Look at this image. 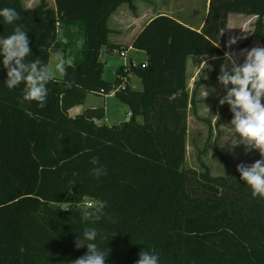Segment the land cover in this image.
<instances>
[{
    "label": "trees",
    "instance_id": "1",
    "mask_svg": "<svg viewBox=\"0 0 264 264\" xmlns=\"http://www.w3.org/2000/svg\"><path fill=\"white\" fill-rule=\"evenodd\" d=\"M54 1L26 8L23 0H0L29 32L28 62L49 64L53 52L68 58L67 75L48 83L43 108L20 102L23 85L9 90L0 64V264H70L87 251L74 244L85 227L110 249L105 264H135L143 248L158 253L159 264H264V199L226 161L218 176L205 163L202 172L185 165L188 57L223 55L232 13L258 17L251 37L264 46V0H210L200 30L157 15L131 46L110 41L109 22L124 4L135 12V0ZM12 30L0 18V37ZM131 47L146 61L106 79L102 54ZM130 72L142 89L121 87ZM116 88L130 119L97 124L106 109L87 107L88 95ZM77 106L85 109L71 116ZM100 166L106 174L97 177ZM86 199L105 203L99 220L82 221Z\"/></svg>",
    "mask_w": 264,
    "mask_h": 264
},
{
    "label": "clouds",
    "instance_id": "2",
    "mask_svg": "<svg viewBox=\"0 0 264 264\" xmlns=\"http://www.w3.org/2000/svg\"><path fill=\"white\" fill-rule=\"evenodd\" d=\"M0 18L2 23L13 26L11 34L0 37V57L3 58L0 64L7 72L3 83L9 90L23 85L20 102H37L38 106L43 108L47 102L48 83L56 78V73L66 76L68 64L59 54L54 69L47 63H42L40 59L28 62L27 57L32 54V49L29 32L23 24L18 23L22 19L20 13L15 8L4 7L0 9ZM243 38L246 37L230 38L228 46L231 47L238 39ZM64 39L66 41V38ZM83 43V40L79 41L80 45ZM241 57L243 62H240ZM217 81L225 90V94L219 98V105L229 106L232 114L229 125L235 133V140L227 145V149L232 152L242 145L245 153L259 151L260 159L251 164H238L237 172L240 179L251 188L252 196L264 199V46L243 49L239 54L225 52ZM71 84L69 81L68 86ZM211 91L215 92V89ZM208 94L209 91L206 96ZM215 118L220 120L218 113ZM90 163L98 165L99 158L93 157ZM92 171L97 177L106 174L102 166L94 167ZM105 206V203L101 202L96 207L84 208L81 212L82 221L99 220ZM98 235L100 234L95 228H84L74 244L77 249L86 247L87 251L70 264H105L110 249H101L98 246ZM114 235L115 233L112 237ZM135 264H159V254L143 248Z\"/></svg>",
    "mask_w": 264,
    "mask_h": 264
},
{
    "label": "rangeland",
    "instance_id": "3",
    "mask_svg": "<svg viewBox=\"0 0 264 264\" xmlns=\"http://www.w3.org/2000/svg\"><path fill=\"white\" fill-rule=\"evenodd\" d=\"M46 1L49 5L51 4L50 0ZM139 1L141 4L144 2H147V5L149 4L148 0ZM40 2L41 0H24L23 5L26 7H35L40 4ZM154 3L155 2H151L153 6H156ZM182 3H184L182 0H157V4L160 7L157 12H168L167 9L171 7L172 11H175L173 14H177L178 11L176 9L180 8ZM52 4L55 6V2ZM164 7L167 9H164ZM199 7V14L202 17L204 12L203 2L200 3ZM126 8L127 5L121 7L120 10ZM229 17L228 24H230V33H228V36H230V38H246L238 39L237 43L231 45V47L228 46L227 42L224 51L239 54L243 49H250L257 45L262 46L259 37H251L258 17L237 13H232ZM195 23L198 25V22ZM78 39H81L80 35ZM111 39L113 41H118L114 35L111 36ZM57 54L63 56L66 62L68 61V58L65 57L66 53H51L48 65L53 69L57 63ZM102 55V59L105 63V78L109 81H114L117 78L118 68L121 65H127L130 59H133L136 65H141V63L146 61L145 52L137 49L129 50L126 57L121 56L119 50H114L112 53L104 52ZM240 62H243V57L240 58ZM119 74L123 77L122 72ZM217 74L218 73H213L214 80L206 87V91H209V94L206 96L207 93L204 95L196 93V95L194 94L193 96V101L190 102L188 108L187 153L185 163L187 169L197 172L203 171L202 163H205L214 176L226 174L224 168L225 161L228 162L231 167H236L240 163L251 164L261 158L258 150L245 153L242 145L236 147L232 152L228 151L227 145L235 140V133L229 125L232 119L229 106L227 104L223 106L219 105V98L225 94V90L222 94L220 93L219 83L217 84L216 81ZM56 77L62 79L64 75L56 73ZM128 77L131 80H125L124 83H122L123 85L129 84L134 88L142 89L143 85L139 77L131 72ZM122 80L123 78H121V81ZM211 89H215V92L211 91ZM87 105L91 107H104L106 109L107 114L105 117L107 120L103 118L102 124H107L109 126L120 125L130 118L129 107L114 94H109L107 96L89 94L87 97ZM217 113L220 116L219 121L215 118ZM70 115L76 116L77 114L72 110ZM139 120L141 121V119ZM224 145L225 147H223ZM82 206H84V204H82Z\"/></svg>",
    "mask_w": 264,
    "mask_h": 264
},
{
    "label": "crops",
    "instance_id": "4",
    "mask_svg": "<svg viewBox=\"0 0 264 264\" xmlns=\"http://www.w3.org/2000/svg\"><path fill=\"white\" fill-rule=\"evenodd\" d=\"M24 1V0H23ZM184 3L180 6V8H177L176 10L178 13L173 14L175 11L171 9H167L164 7V9H167L168 12H157V10L160 8L157 4V0H148L147 2H144L143 4L140 3L139 0H135L136 5V11L133 12L127 4L122 5L121 7H124L127 5L126 9H119L112 15L109 25L112 29V32L110 33V41L116 44H123V45H129L131 46L136 36L139 34V32L143 29V27L155 16L160 14H166L169 16H172L179 20L180 22L194 28L200 30L206 19L208 14V8H209V1L210 0H182ZM186 1V2H185ZM54 0H50V6L55 7ZM151 2H155L153 6ZM203 2L204 4V12L202 17L200 16V3ZM23 3V2H22ZM165 6V5H164ZM26 7V6H25ZM26 8H30V6H27ZM231 15V14H230ZM244 15V14H241ZM257 17L255 15H248ZM230 18V17H229ZM195 22H198V25H196ZM228 33H230V24H228ZM116 36L118 41H113L111 39V36ZM228 39H230V36H228ZM261 41V39H260ZM262 44V41L260 42ZM263 46V44H262ZM134 48H130L129 50H132ZM128 50V51H129ZM127 51V52H128ZM227 51H224V53ZM103 55L101 56V60L103 61ZM147 59V56H146ZM133 59H130V61ZM134 61V60H133ZM104 62V61H103ZM224 63V54L220 56H204V55H191L188 57L187 61V76H188V90L190 94V100L193 99L194 94H206V87L209 86L213 82V73H220V67L221 64ZM206 77V78H205ZM125 80V79H124ZM129 80H131L129 78ZM217 81V80H216ZM218 84V81H217ZM219 91L222 94L224 92L223 86L220 84ZM191 102V101H190ZM87 107H91L86 104ZM85 109V106H77L73 108L72 110L75 111V113L78 115L83 112ZM71 110V111H72ZM70 111V114H71ZM106 114L107 111L105 110ZM129 115L131 117V114L129 112ZM73 116V115H71ZM130 119V118H129ZM105 120L107 118L105 117ZM98 124H102V120H98Z\"/></svg>",
    "mask_w": 264,
    "mask_h": 264
},
{
    "label": "built area",
    "instance_id": "5",
    "mask_svg": "<svg viewBox=\"0 0 264 264\" xmlns=\"http://www.w3.org/2000/svg\"><path fill=\"white\" fill-rule=\"evenodd\" d=\"M120 55L121 56H124V57H126V55H127V51H120ZM132 61V60H131ZM129 64V63H128ZM127 64V65H128ZM126 65V66H127ZM142 66H145L144 64L142 65ZM129 80V77H126L125 78V80ZM124 80V81H125ZM124 83V82H123ZM125 85H121V87H124ZM120 88H116V89H114L113 91H111V93L110 94H114L115 95V93H116V91L117 90H119ZM96 121V123L98 124L99 123V121L98 120H95ZM95 203V204H94ZM82 204H84V206H82ZM81 207H83V208H87V207H93V206H95L96 205V202L95 201H93V200H90V199H86L83 203H81V204H79Z\"/></svg>",
    "mask_w": 264,
    "mask_h": 264
}]
</instances>
